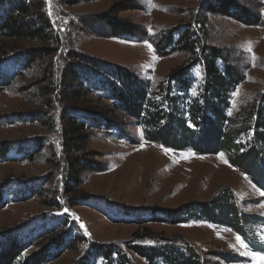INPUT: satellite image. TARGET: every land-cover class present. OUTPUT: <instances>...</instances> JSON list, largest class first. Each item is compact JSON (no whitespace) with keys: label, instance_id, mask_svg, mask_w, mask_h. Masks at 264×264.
<instances>
[{"label":"rangeland","instance_id":"1","mask_svg":"<svg viewBox=\"0 0 264 264\" xmlns=\"http://www.w3.org/2000/svg\"><path fill=\"white\" fill-rule=\"evenodd\" d=\"M40 1L43 12L59 35L61 46L60 56L55 58L56 65L68 49H73L128 68L148 84L151 93H155L156 86L166 80L168 72L186 64L194 53L176 49L164 55L157 48L161 33L183 26L192 33V39L221 51L229 64L237 65L244 75L233 94V111L264 90V0H234L258 16L257 25L205 12L202 0ZM122 6L132 8L122 10ZM109 9H114L117 16L127 18L147 34L137 38L103 37L99 34L104 29L98 32L100 24L94 28L86 25L89 16ZM5 41L0 38V50L3 49L0 51L3 53L0 63L4 65L0 72L8 75L18 66L5 65L7 50L18 44ZM40 64L29 68L25 75L14 77L10 85L0 88V141L37 138L43 146L32 160L0 162V183L5 178L11 180L3 187L6 195L25 181L33 182L30 188L26 187L24 194L29 189L35 193L23 201H10L9 196L10 202L0 208L1 236L22 228L21 238L32 243L35 230L36 234L45 232L42 217L52 214L69 223L79 241L73 243V248L60 251L47 264H73L96 244L111 243L126 252L132 262L142 264L129 250L128 243L155 245L160 242L190 247L205 258L207 264H264L259 259L264 256V239H261L264 237V221L248 222L244 226L248 233L258 237L256 240L261 244L258 250L257 244L252 246L244 242L245 247L238 243L237 234L225 225L214 226L195 219L163 223L153 221L161 215L149 211L152 207L174 209L189 202L208 201L219 190L229 188L240 212L251 215V219L264 218V179L255 185L229 163L223 152L204 155H198L191 149L174 152L147 141L139 122L119 115L122 129L90 128L87 131L86 150L96 152L93 160L103 164V168L85 172L81 184L71 191L74 187L65 181L64 160L60 155L63 124L58 116L60 107L54 105L51 111L42 108L39 102L35 103L37 95H33L36 87L32 82H37L43 72L39 69L42 68ZM216 64L222 67L224 61L219 59ZM188 76L187 104L195 99L202 86L205 78L203 65L200 62L193 64ZM100 80L103 81L102 78ZM92 83L95 89L103 86L101 81L93 80ZM172 92L183 96L174 84ZM37 109L48 112L44 117L46 120L27 121L13 116L14 113ZM2 116L13 117L7 121ZM51 116L53 122L49 123L47 119ZM117 116L116 113L114 117ZM79 197V204L73 205ZM48 200L56 202L57 207L43 204ZM34 248L27 247L25 254ZM219 255L236 256L242 260L225 262Z\"/></svg>","mask_w":264,"mask_h":264},{"label":"trees","instance_id":"2","mask_svg":"<svg viewBox=\"0 0 264 264\" xmlns=\"http://www.w3.org/2000/svg\"><path fill=\"white\" fill-rule=\"evenodd\" d=\"M201 4L205 12L222 14L249 25L259 24V18L254 12L234 0H202ZM130 8L122 6V10ZM85 23L91 28L100 24L98 32L104 29L99 34L103 37L137 38L147 34L127 18L117 16L114 9L93 14ZM182 27L161 33L157 48L164 55L176 49L194 53L186 64L170 70L166 80L156 86L155 93H151L148 84L128 68L73 49H68L56 65L55 58L60 56L59 35L43 12L41 1L0 0V38L18 44L7 50L5 64L9 67L16 64L18 68L8 75L0 72V88L10 85L14 77L25 75L29 68L41 63L42 68L39 69L43 72L37 82H32L36 87L33 95H37L38 101L35 100V103L39 102L42 108L51 111L54 105L60 107L58 116L63 120L60 155L64 160L65 181L74 187L71 191L81 184L85 172L103 168V164L93 160L96 152L86 150L85 142L89 136L87 131L90 128L110 131L116 127L120 130L119 115L139 122L147 141L174 152L186 149L198 155L223 152L229 163L255 185L264 179V90L233 111V94L244 79L241 70L237 65L229 64L221 51L209 45L203 46L200 40L192 39V33ZM196 49L198 52H195ZM219 59L224 61L222 67L216 64ZM196 62L203 65L205 78L195 99L187 104L185 93L190 87L188 71ZM93 80L101 81L103 86L95 89L92 87ZM172 84L183 96L172 92ZM47 113L37 109L14 113L13 116L17 115L19 120L44 121ZM116 113L118 118L114 117ZM13 116L2 117L9 121ZM47 121L53 122L52 116ZM42 147V141L37 138L16 142L1 140L0 162L32 160ZM8 182L11 180L5 178L0 183V208L6 206L9 196L10 201H23L35 194L32 189L24 194L26 187L30 188L33 182L25 181L6 195L3 187ZM80 201L79 197L73 201V205ZM43 204L57 207L56 202L50 200ZM149 211L159 213L161 218L153 221L163 223L195 219L214 226L225 225L249 245H259L260 250L258 237L252 232L248 233L244 226L248 222L259 223L264 218L251 219V215L240 212L229 188L219 190L208 201L189 202L174 209L152 207ZM42 218L45 232L41 234L38 231L36 234L35 230L32 243L21 238L20 234L24 231L22 228L0 235V264H47L60 251L73 248V243L79 241V236L74 234L69 223L59 220L57 215L53 217L50 214ZM29 246L35 248L25 254ZM127 246L142 264L208 263L190 247L171 242L155 245L128 243ZM219 256L225 262L242 260L236 256ZM98 261L100 264H135L126 252L113 243L96 244L88 254L73 264H97Z\"/></svg>","mask_w":264,"mask_h":264},{"label":"snow or ice","instance_id":"3","mask_svg":"<svg viewBox=\"0 0 264 264\" xmlns=\"http://www.w3.org/2000/svg\"><path fill=\"white\" fill-rule=\"evenodd\" d=\"M150 6H154V5H150ZM149 47H151V45H149ZM262 195H264V193H262ZM261 239H264V237H261ZM236 240H237V242L240 243L242 246H245V247L247 246V245L244 244L243 239H242L239 235L236 236ZM259 259H260L261 261H264V256H260Z\"/></svg>","mask_w":264,"mask_h":264}]
</instances>
